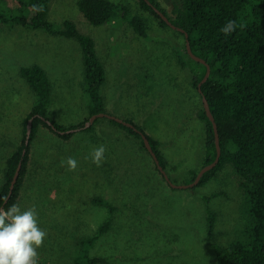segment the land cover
Returning <instances> with one entry per match:
<instances>
[{
    "label": "rangeland",
    "instance_id": "obj_1",
    "mask_svg": "<svg viewBox=\"0 0 264 264\" xmlns=\"http://www.w3.org/2000/svg\"><path fill=\"white\" fill-rule=\"evenodd\" d=\"M114 1L142 14L151 37L141 36L122 18L101 25L90 22L78 0H52L49 19L57 25L71 19L95 39L107 70L102 88L107 111L132 119L157 139L169 176L185 184L192 169L203 167L206 152V122L198 114L203 97L190 68L177 60L176 45L183 47L185 36L163 26L140 0ZM178 1L160 0L170 14ZM0 4L18 5L13 0ZM34 63L52 77L48 109L53 119L72 126L89 116L78 41L0 24V191L7 159L23 143L24 120L35 102L21 68ZM101 144L106 159L97 167L89 153ZM70 156L78 161L75 171L61 163ZM157 167L142 139L108 118H100L91 130L77 129L69 139L41 123L18 198L22 210L37 209L40 227L47 232L38 249L39 264H72L70 246L95 234L89 254L106 260L98 264H223L213 244L239 236L246 203L241 178L227 164L206 184L177 188ZM96 196L111 202L114 211L93 202ZM209 210L216 213L212 233ZM107 220L108 229L100 231Z\"/></svg>",
    "mask_w": 264,
    "mask_h": 264
},
{
    "label": "trees",
    "instance_id": "obj_2",
    "mask_svg": "<svg viewBox=\"0 0 264 264\" xmlns=\"http://www.w3.org/2000/svg\"><path fill=\"white\" fill-rule=\"evenodd\" d=\"M13 1L18 5L5 7L0 4V24L22 25L31 30H42L51 35L73 38L80 44L83 56L81 85L89 116L72 126H64L53 119L48 109L52 101L53 81L46 68L39 63L21 68V76L31 86L35 94V102L24 120L23 143L7 159L5 181L0 191V206L4 205V208L18 204L20 189L27 172L31 142L36 137L41 123L62 138L69 139L77 129L94 128V124L102 117H98L90 126H86V122L93 114L108 112L102 93L107 81V70L98 54L95 39L81 32L71 19L64 20L61 25L51 21L49 11L52 0ZM140 2L142 8L154 13L163 26H170L155 10L152 3L164 11L174 24L189 34L193 51L211 65V74L202 84L201 95L207 97L215 115L222 154L218 164L205 172L198 185L206 184L216 176L219 169L231 164L234 172L241 178L246 196V203L242 207V224L238 226L239 236L227 244L214 242L216 257L223 264H264V0H180L175 3L172 14L162 6L160 0H140ZM77 3L84 15L94 24H107L113 18H122L141 36L151 37L145 17L135 12L130 5L114 0H78ZM33 5H42L43 11L34 12ZM229 20L244 26L225 36L220 29ZM177 30L186 39L184 31ZM176 47L179 48L178 62L183 67L190 68L193 85L199 90L198 85L207 72V65L190 55L186 42L184 48L180 45ZM198 114L206 122L204 158L206 165L217 157L216 136L205 107L201 108ZM32 117L33 130L30 143L27 145V125ZM108 119L140 137L147 148L139 131L146 133L142 126L130 118L126 120L133 122L139 130L115 119ZM47 120H51L53 124ZM72 128L76 130L69 132L68 130ZM61 130L65 132L62 133ZM147 135L166 169L168 160L159 147V141ZM25 147L27 152L23 155ZM21 159L23 166L19 179L7 200ZM199 170L192 169L188 182L195 179ZM205 198L209 200L208 196ZM93 202L108 206L111 212L115 209L111 202L98 196L93 198ZM215 221L216 213L209 210L208 224L211 233L214 231ZM109 223V220L105 221L100 231L107 230ZM97 238L98 234L81 237L70 246L68 254L71 256L72 264H98L106 261L105 258L93 257L89 254V249Z\"/></svg>",
    "mask_w": 264,
    "mask_h": 264
},
{
    "label": "clouds",
    "instance_id": "obj_3",
    "mask_svg": "<svg viewBox=\"0 0 264 264\" xmlns=\"http://www.w3.org/2000/svg\"><path fill=\"white\" fill-rule=\"evenodd\" d=\"M32 9L41 12L43 6L33 5ZM243 26L229 20L220 31L228 36ZM105 153L106 147L101 144L92 148L89 158L100 167L105 162ZM61 163L66 164L70 171L78 168V161L71 156ZM46 237L47 232L40 227L35 207L25 210L18 204L9 208L0 207V264H39L38 249L43 246Z\"/></svg>",
    "mask_w": 264,
    "mask_h": 264
},
{
    "label": "water",
    "instance_id": "obj_4",
    "mask_svg": "<svg viewBox=\"0 0 264 264\" xmlns=\"http://www.w3.org/2000/svg\"><path fill=\"white\" fill-rule=\"evenodd\" d=\"M152 6L155 8V10L167 21V23L172 26L173 28H176V29H179L181 31H184L183 28L181 27H178L176 24H174L171 19L169 18V16L164 12L162 11L158 6H156L155 4L152 3ZM184 33L186 34V46H187V50L188 52L190 53V55L198 60V61H202L203 63H205L207 65V72L205 74V76L203 77V79L199 82V85H198V88H199V91L201 92L202 94V84L209 78L210 74H211V65L210 63L203 57L197 55L193 49H192V46H191V43H190V40H189V34L187 32L184 31ZM203 101H204V107H205V110L209 116V118L211 119L212 123H213V126H214V131H215V136H216V144H217V149H218V154H217V157L215 158V160L211 163H208L206 165H204L198 172V174L196 175L195 179L191 182H188V183H185V184H179V183H175L171 177L169 176L167 170L165 169V167L162 165L161 161H160V158L158 156V154L156 153V151L154 150L153 146H152V143L150 141V138L148 137V135L146 133H144L143 131L139 130L135 124L131 121H128L126 119H123V118H120V117H117L113 114H110L109 112H100V113H96V114H93L89 120L86 122V126H90L98 117H108V118H111V119H115L117 121H120L128 126H131L133 128H135L136 130H139L143 136V139L145 141V144L147 146V148L149 149V151L151 152L152 156L154 157L155 159V162L157 163V166L158 168L161 170V172L164 174V176L166 177V179L170 182V184L173 186V187H177V188H193L195 186H197L203 175L205 174L206 171L214 168L218 162L220 161V157H221V154H222V148H221V144H220V134H219V128H218V124H217V121H216V118H215V115L213 114L212 110H211V106H210V103L207 99V97L205 95H203ZM50 124H53V122L51 120H47ZM32 130H33V117L29 119L28 121V125H27V136H26V144L29 145L30 143V139H31V134H32ZM76 129L72 128V129H69L68 131L69 132H73L75 131ZM61 132H65L63 130H61ZM27 152V147L24 148L23 150V155H25ZM22 166H23V159H21L20 163H19V166L15 172V175L13 177V180H12V183H11V188H10V192H9V195L7 197V200L9 199V197L11 196V194L13 193V190H14V187L19 179V176H20V173H21V169H22ZM6 200V202H7ZM4 207V205L2 206Z\"/></svg>",
    "mask_w": 264,
    "mask_h": 264
},
{
    "label": "crops",
    "instance_id": "obj_5",
    "mask_svg": "<svg viewBox=\"0 0 264 264\" xmlns=\"http://www.w3.org/2000/svg\"><path fill=\"white\" fill-rule=\"evenodd\" d=\"M82 72H83V69H82ZM51 77V76H50ZM51 79H52V77H51ZM53 81V80H52ZM106 107H107V105H106Z\"/></svg>",
    "mask_w": 264,
    "mask_h": 264
}]
</instances>
